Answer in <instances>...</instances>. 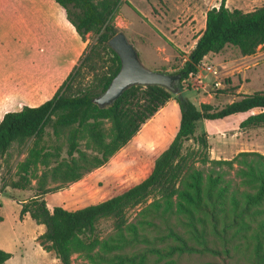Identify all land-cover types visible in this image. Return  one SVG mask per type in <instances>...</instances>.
Wrapping results in <instances>:
<instances>
[{
  "label": "rangeland",
  "instance_id": "obj_1",
  "mask_svg": "<svg viewBox=\"0 0 264 264\" xmlns=\"http://www.w3.org/2000/svg\"><path fill=\"white\" fill-rule=\"evenodd\" d=\"M219 2L124 0L114 13L113 23L138 49L139 60L146 68L174 74L203 31L206 11ZM226 5L249 11L264 5V0H226ZM97 37L92 32L80 37L64 9L53 0H0V119L7 111L52 98ZM168 37L179 43L180 55ZM108 64L109 55L103 54L93 73L82 66L74 89L91 84ZM255 91L264 92V46L251 55H242L231 45L208 54L197 74L183 81L182 91L173 92L168 102L104 164L89 169L74 182L61 184L49 178L46 186L54 189L43 196L47 207L81 208L119 194L143 179L177 132L179 94L197 106L209 103L220 108L238 99L239 94ZM257 111L197 121L193 136L183 142L184 170L178 182L180 190L195 195L192 183L199 178L200 194L195 195V201L177 195L166 202L152 193L127 210L121 230L114 228L112 218L98 220L100 246L90 255L73 252L71 264H264V199L257 204L246 201L247 195L256 192L257 182L245 181L243 162L228 167L209 161L231 159L242 151L264 154V126H239L242 119ZM109 126L106 122L105 127ZM47 131L46 139H50L51 130ZM67 137L64 130L55 138L63 156ZM201 137L206 139L207 148L200 145ZM32 141L29 138L22 145L14 142L0 160V249L11 253L1 264H60L39 244L44 226L27 215L19 217L20 203L37 192L43 167L32 170L26 189L11 187ZM79 146L91 154L85 139ZM171 247L179 250L156 252Z\"/></svg>",
  "mask_w": 264,
  "mask_h": 264
},
{
  "label": "trees",
  "instance_id": "obj_2",
  "mask_svg": "<svg viewBox=\"0 0 264 264\" xmlns=\"http://www.w3.org/2000/svg\"><path fill=\"white\" fill-rule=\"evenodd\" d=\"M53 1L64 9L68 21L80 37H85L89 32L96 33L98 37L79 66L68 74L52 98L37 106L26 105L19 110L4 113L0 120V160L6 157L14 142L22 145L27 139L33 138L25 159L18 166V178L11 182V187L26 189L30 185L32 170L41 165L43 171L37 179L36 194L20 203L19 217L23 219L28 215L36 224L43 225L44 231L38 237L40 246L46 252H52L60 264H71L73 252L90 255L100 246L101 239L96 228L98 220L112 218L114 228L121 230L126 223L127 210L152 193H157L166 202L177 195L194 202L195 195L200 194L199 178H195L192 183L195 195L178 187L184 170L181 160L183 142L193 136L196 123L201 119H222L258 110L242 119L239 126H264V92L239 94L238 99L220 108L209 103L197 106L186 96L179 94L176 98L180 110L177 132L143 179L121 193L97 203L74 210L62 206L49 209L43 198L44 194L54 189L46 186L49 178L61 184L74 182L84 172L104 164L139 131L141 125L168 102L173 93L158 84L132 85L109 105L100 106L94 102L106 90L120 68V58L108 41L118 32L113 17L123 0ZM227 45L238 48L242 55H251L257 47L264 46V5L242 11L230 9L226 0H220L217 6L209 8L205 14L203 31L197 37L187 59L174 73L180 76L175 84L176 92L182 91L185 79L197 74L205 56L218 53ZM175 50L178 55L182 53L176 47ZM103 54L109 55L107 70L98 74L86 87L74 89V80L80 75L81 67L86 66L93 73ZM235 88L231 87L230 90ZM106 122L110 124L108 129L105 127ZM47 129L51 130L50 139H46ZM64 130L68 131V137L63 156L62 148L55 138ZM82 139H85V147L91 154L80 149ZM198 141L203 148H207L205 138L201 137ZM209 161L214 165L228 167L245 163V170H241L245 181L257 182L256 192L247 195V203L257 204L264 199V154L242 151L231 159ZM51 162L53 166L50 168ZM179 205L182 206L181 203ZM173 250L179 248L171 247L156 252ZM10 257L11 253L0 249V264Z\"/></svg>",
  "mask_w": 264,
  "mask_h": 264
},
{
  "label": "water",
  "instance_id": "obj_3",
  "mask_svg": "<svg viewBox=\"0 0 264 264\" xmlns=\"http://www.w3.org/2000/svg\"><path fill=\"white\" fill-rule=\"evenodd\" d=\"M108 44L120 58V68L111 79L106 90L94 99L100 106H106L116 100L125 89L132 85L158 84L176 92L175 84L179 74H168L162 71L150 70L139 60L138 53L127 40L123 32L113 35ZM175 90V91H174Z\"/></svg>",
  "mask_w": 264,
  "mask_h": 264
},
{
  "label": "crops",
  "instance_id": "obj_4",
  "mask_svg": "<svg viewBox=\"0 0 264 264\" xmlns=\"http://www.w3.org/2000/svg\"><path fill=\"white\" fill-rule=\"evenodd\" d=\"M124 1V0H123ZM217 6V5H216ZM206 14V13H205ZM125 35V34H124ZM126 36V35H125ZM127 38V37H126ZM168 38H170V37H168ZM128 40V39H127ZM134 41H137V40H135V39H133ZM170 40L172 41V43L177 47V48H179V43H177L176 41H175V38H170ZM196 40H197V38H196ZM138 42H139V40H138ZM196 43V42H195ZM133 47L135 48V50L137 51V53L139 52L138 51V49H136V47L133 45ZM193 48V47H192ZM191 51V50H190ZM189 54V53H188ZM44 74H45V69H44ZM23 93H24V96H25V94H26V92H25V90L23 91ZM24 98H26V97H24ZM45 102V101H44ZM43 103V102H42ZM41 103V104H42ZM37 105H40V104H35V105H31V104H29V105H27V106H37ZM26 106V105H25ZM22 107H20V109H21ZM10 111H16V110H10ZM8 112V111H7ZM2 118V117H1ZM1 120V119H0ZM28 216V215H27Z\"/></svg>",
  "mask_w": 264,
  "mask_h": 264
}]
</instances>
